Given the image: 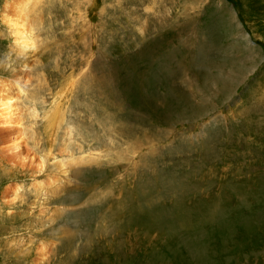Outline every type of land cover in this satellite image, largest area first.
Instances as JSON below:
<instances>
[{
  "label": "rangeland",
  "instance_id": "rangeland-1",
  "mask_svg": "<svg viewBox=\"0 0 264 264\" xmlns=\"http://www.w3.org/2000/svg\"><path fill=\"white\" fill-rule=\"evenodd\" d=\"M13 1L0 264H264V0H41L24 55Z\"/></svg>",
  "mask_w": 264,
  "mask_h": 264
},
{
  "label": "bare ground",
  "instance_id": "bare-ground-1",
  "mask_svg": "<svg viewBox=\"0 0 264 264\" xmlns=\"http://www.w3.org/2000/svg\"><path fill=\"white\" fill-rule=\"evenodd\" d=\"M40 2H41V0H15V1L7 4L6 10H4V14H5L4 15V22L3 21L2 22L6 26L8 34L13 41V49L18 54L24 55L28 51L36 48V43H37L36 30H37V25H38L39 19L36 18L37 21H35L34 15L36 12L34 13V11H36V9H37V7L35 9V6H37V4ZM36 15H37V13H36ZM20 79L21 78L15 79L18 82L17 85H15V88L17 89V92L24 93L23 88H26V87H25V84L22 81H20ZM22 84H24V85L22 86ZM66 91L68 92V89ZM15 93L16 92L12 91V89H9L7 91L4 90L2 93H0V104L5 106L7 111L11 109V112H12L13 101L15 100L14 98L16 96ZM62 111H63L62 106L59 107L58 105L53 111H50L49 115L46 117V127L47 128H52V126H54L53 124L55 123V121L57 119L58 120L56 122L59 121V123H60V120H62V118H63ZM9 113H10V111H9ZM15 115H17V114H15ZM6 119L11 120V122L14 121V118L12 116H10L9 118L7 117ZM18 120H19V117H18ZM71 130H72L71 128H67V130L65 131V134L68 136V138H71V135H70ZM21 134H23V133L20 131V133H18V135L16 136L15 141H13V143L11 145V148H13V150L14 149L19 150L20 142H17V141L21 137ZM33 135H34V133H33ZM24 136H25V134H24ZM16 155H17V153H16ZM46 163H47L46 157L40 159L39 162L36 164V168L38 169V171L42 170V168L44 167V165ZM43 185L44 184H42V183L38 184V186L40 188H42ZM20 191H21V188L19 186L14 188V190L12 192V195L14 197L13 201H15V200H17V198H19L18 195H19ZM44 250L45 249H41V252H40L42 258L45 256V252H43ZM39 258H40V256H39Z\"/></svg>",
  "mask_w": 264,
  "mask_h": 264
}]
</instances>
